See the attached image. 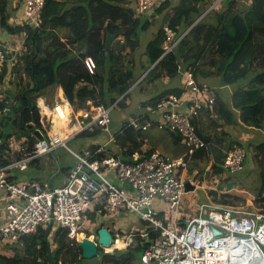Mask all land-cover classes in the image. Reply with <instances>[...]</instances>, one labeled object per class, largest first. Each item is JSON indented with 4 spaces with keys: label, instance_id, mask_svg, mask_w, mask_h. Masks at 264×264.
I'll use <instances>...</instances> for the list:
<instances>
[{
    "label": "trees",
    "instance_id": "1",
    "mask_svg": "<svg viewBox=\"0 0 264 264\" xmlns=\"http://www.w3.org/2000/svg\"><path fill=\"white\" fill-rule=\"evenodd\" d=\"M170 1L172 0H163L155 12L140 16L139 0H46L41 12L40 27L32 28L26 23L11 24V14L8 13L10 2L0 0V28L11 35H25L20 62L8 70L9 72L13 70L17 74L14 88L5 90L4 96L0 97V167L21 158L17 155L11 159L9 156L11 142L19 141L21 135H27L40 126L41 117L37 102L46 93L41 88L38 75L40 68L52 69L55 86L63 90L68 88L73 77L87 76L92 79L91 84L84 82L74 88L72 106L76 112L88 110L92 105L101 103L107 107L115 105L114 108L127 109L131 106L132 94L139 84L127 94L129 89L162 58L144 80L164 77L175 80L180 74L178 68L180 66L183 70L192 69L197 82L199 79L217 77L223 84L235 85L232 101L225 112L219 113L216 104L213 110L204 109L198 121L201 123L204 117H208L216 125L221 122L214 136L219 143L221 141L225 143L224 147L219 151L216 160L210 163L207 176H204L206 169L203 163L211 157L212 150L217 148L212 147L211 135H203L208 146L192 155L188 172L189 175H194V178H199L200 183L204 179L211 180L215 175L224 172L222 167L224 151L237 146L245 148L248 161L258 169L260 187L255 191V204L248 203L246 196L228 186V192L224 193L225 190H222L223 193L217 203L225 208L234 207L264 214V141L252 143L251 139L242 143L238 139H232L230 132L226 131L230 125L242 124L253 127V122L259 124L264 121V0H238L236 3L230 0L226 7L211 10L209 9L214 0H177L172 6ZM237 6L239 8H236ZM79 8L86 10L89 27L86 39L77 44L79 49L75 51L62 37L61 28H54L53 22ZM158 13L163 15V24L175 30L174 42L188 32L177 42L173 52L165 54L168 49L164 35L166 26H162L158 35L143 48L140 59H137L142 33L153 25ZM205 13L206 15L196 23ZM110 29H114L118 37H123V45L112 42L110 47H107L106 38ZM86 56L93 57L97 64L93 75L88 74L83 63ZM142 58L147 59V64ZM138 69L142 70L139 77L136 75ZM7 72L0 77V83L5 80ZM198 84L204 87L202 83ZM180 90V86L164 89L142 106H154L162 98ZM215 113L220 114V119L213 118ZM128 122L127 119L122 125V132L115 134L117 145L126 148L130 154L137 152L142 156L149 155L157 148L156 138L150 132L151 129L157 128V125L146 132H140L132 127H126ZM161 130L170 133L175 142L182 143L174 132L168 129ZM104 131L87 130L78 136L95 139ZM183 145L186 151L188 148L184 143ZM100 146L93 144L90 147L97 149ZM99 157L92 156L91 160ZM39 159L30 162L28 168L35 166ZM13 173L16 175L17 170ZM18 178L17 176L14 180L18 181ZM25 179L40 182L33 176L25 175L22 180ZM228 180L230 178L223 182ZM255 205L258 207L255 208ZM129 215H133V221L139 225H149L134 214ZM158 217L164 219V214L160 213ZM186 224L187 219L180 220L181 226ZM55 232L57 234L53 236V242L56 243V248L51 252L53 263L87 264L78 243L66 238L69 230L57 229ZM145 232L147 236H141L130 246L138 238V235H135L130 247L125 249H115L111 253L100 249L98 260L94 264L139 263L145 249L161 238L159 230L147 228ZM134 233L143 232L136 230ZM112 234L115 240L133 235L132 232L124 233L122 230H115V233L112 231ZM46 235L47 228L23 237L19 241L20 246L12 248V255L0 250V264H51Z\"/></svg>",
    "mask_w": 264,
    "mask_h": 264
},
{
    "label": "built area",
    "instance_id": "2",
    "mask_svg": "<svg viewBox=\"0 0 264 264\" xmlns=\"http://www.w3.org/2000/svg\"><path fill=\"white\" fill-rule=\"evenodd\" d=\"M45 2L23 0L20 24L40 27ZM162 2L139 0L138 14L153 13ZM211 9L217 8L211 6ZM164 35L168 53L173 52L186 33L174 42L176 32L166 26ZM22 49V44L0 43V77L19 64ZM83 63L88 74H95L97 64L93 57L86 56ZM179 72L180 92L162 98L146 113L129 118L126 125L140 132L154 125L174 132L188 148L187 154L177 159L156 151L147 156L130 154L126 148H120L119 153L113 148L107 151L106 145L118 146L116 136L97 149L90 147L84 153L76 152L68 142L87 130L108 131L115 105L107 107L101 103L76 112L62 97L54 103L40 97L37 102L40 126L35 131L42 138L33 131L21 141L13 140L9 148L21 158L0 167V250L13 248L23 237L48 229L50 225L52 230L68 229L66 238L71 241L87 238L96 242L94 232L103 227L99 219L134 214L149 224L141 225L143 233L138 234L147 236V228L161 233V238L145 249L137 264H264V214L261 212L234 207L221 211L215 205L191 217L185 214L190 219L185 226L180 225L182 199L188 193L186 183L195 186L192 177L186 181L191 157L208 146L198 121L204 109H214L216 96L198 84L192 69ZM56 149L66 150L76 158L64 185L48 188L35 180H14L18 175L13 171H26L30 162ZM224 154V175L242 171L248 162V153L241 146L230 148ZM92 156L100 157L91 160ZM158 203L165 204V208L159 209ZM160 213L165 214L164 219L158 217ZM79 234L84 236L79 238ZM113 246L104 248V252H113Z\"/></svg>",
    "mask_w": 264,
    "mask_h": 264
},
{
    "label": "rangeland",
    "instance_id": "3",
    "mask_svg": "<svg viewBox=\"0 0 264 264\" xmlns=\"http://www.w3.org/2000/svg\"><path fill=\"white\" fill-rule=\"evenodd\" d=\"M217 1L216 2L214 1L212 3V7H215V8L226 7L230 0H226V1L222 2L221 4H219ZM233 2L236 3L235 0ZM170 3L172 6V5L177 3V0H172V1H170ZM236 8H239V6H237ZM164 10H166V9H164ZM80 20L81 21L77 24V27H76L78 37H76V34H74L72 27H65L66 29L64 31H61L62 37L66 40V42H67V44H69V46L71 44H74V42H76L77 44H80L87 37V31H86V29L84 31L83 27H82L84 24L83 19H80ZM163 23H164L163 15L158 13L157 17L153 20V25L147 31H145L141 37V47H140L141 50L139 49L140 51L138 50V52H137V59H139V57L143 53V51H144L143 48H145L147 43L149 41H151V39H154L155 36H157L158 33L161 31V27L166 26ZM167 25H169V23ZM170 25H171V23H170ZM56 29H57V27H56ZM109 33L114 34L115 33L114 29H110ZM4 34H6V32ZM12 38L13 39L11 40V44L13 46H17L19 44H23L25 35H15ZM113 42L114 43L118 42L121 45H123L124 40H123V37H118V38H115L113 40ZM77 44L71 45L70 47L76 51L77 49H79V46H77ZM141 72H142V70H140V69L136 70L137 77H139L140 74H142ZM38 75H39L40 80H41V88L46 92L43 97L48 102H51V101L55 102L56 100H60L59 96L62 95V92H60L59 87H56L54 84L55 78H54L53 70L47 69V68H40L38 71ZM146 75L147 74L144 73L138 79L140 81L143 80L142 83L140 81L138 82V80H137L139 87L137 84L136 86L138 88L136 87L137 89L134 90V92L132 94V102H131V106L129 108L122 109L119 107H115V108L112 107V109H111V121L109 124L110 125L109 126L110 131L115 132L118 129H120L122 123L125 122L128 118H130L131 116H134L135 114L142 112L141 108L143 106H140L142 102H144V101H146V100L152 98L153 96L160 94L162 92L163 85L161 83V80L157 79V78H152L149 81L146 79L144 80ZM76 78H77V76L73 77L72 79L74 80ZM4 79L5 80L2 83H0V97L4 96L5 90H7V89L11 90L14 88L15 81L17 80V74L14 73L13 70H11V72L8 71L7 75L5 76ZM205 80H207L206 83H209L211 86L215 87L217 90H218V88L216 85L220 84L222 82L221 79L217 78V77L216 78L202 79V82ZM78 84H84V82L77 79L75 85H78ZM224 85H225V87H227L228 89L231 90L229 93V98L228 99L225 98L226 99L225 101L227 102V101H230V98L232 96V92L234 91L235 85H233V84H224ZM218 92L221 93V90H218ZM253 123H254L253 127L250 129L249 132L247 130H245V127H247V125H242V124L230 125L226 128V131L230 132L231 138L234 140L238 139L239 136H241V137L245 136L247 138V141L252 139L253 140L252 143H259V142L264 141V121L259 123V124H255V122H253ZM219 126L220 125H216L213 122H211V120H210V122L207 121V122H201L200 123V127H201L203 135H205V136L211 135L212 147L217 148L216 150H212L211 157L206 162L203 163V167L206 169L204 176H207V172L210 168V163H212L216 160V157H217L219 151H221V149L224 147V144H225L222 141H221V143H219L217 141L216 137L214 136V133L216 132V130ZM150 132L156 137L157 148H154V149L157 150L163 156L170 157L172 159H177V158H180V157L184 156L185 154H187L188 149L185 151V146L183 145V143L175 142L173 137L170 135V133H167L165 131L163 132L161 130L159 132L155 129H151ZM159 133H161L162 135H158ZM29 134L30 133H28L27 135H29ZM27 135H21L22 137L18 138V140L21 141L23 139V137L27 136ZM110 137L108 136L107 133H103V134H101L100 137H97L95 139H88L84 136H77L76 138H73L68 142V146L76 152L84 153L85 151L90 149V146L92 145V143H94V141H96V139L99 138L100 143H105L106 141H108V139H110ZM9 156L12 159V158H15L17 155L15 154V152H12L10 150ZM74 158L72 157V155L68 151L63 150V149L62 150L58 149L55 152V156H54L53 161L56 163L59 162L60 165H68L71 161H72V163L74 160L76 162V158L75 159ZM75 162H74V164H75ZM41 172H42V169L37 168L35 166H30L24 172L17 171V175L19 177L18 181L22 180V177L25 175L28 177H30V176L34 177L36 175H40ZM226 178H230V180L223 182ZM188 180H189V177L187 176L186 181H188ZM259 182L260 181H259V176H258V169H257V167L253 166V164H251L249 161L247 162L245 168L242 171L235 173V174H226V175H224V174L219 175L218 174V175H215L213 178H211V180L204 179V181L202 183H200L199 178H195L194 183H195V186H197V187L195 188V190L193 192L186 193L182 199V205H181L180 210L183 212V217H181V218L187 219V222H188L190 218H187L185 216V214H188V216L191 217V215L193 216L195 212L199 214L200 210H201V212L203 210L209 211L215 205L216 206L218 205L216 207L217 210L224 209L225 207H223L222 205H219L217 203V200H218L219 196L222 195V193H220V192H222V190L228 189L227 186L229 188H232V190L236 191L237 193L246 196L248 203L255 204V202H254V200L256 198L255 191L260 187ZM222 187L224 189H221ZM217 190H219L220 192L219 193L216 192ZM191 204H193V206L190 209L189 205H191ZM201 206H204L203 209H200ZM257 207L258 206L255 205V208H257ZM125 217L128 218V221H131L134 218L133 215H129V214H124V218ZM105 224L111 225V222L106 221ZM103 225H104V223H103ZM135 225L138 226L139 223H136V221H132L130 226L123 227L120 230H122L124 233H129V232L131 233L132 232L133 235H137V233H134V231H136V229L131 228L132 226H135ZM137 230H142V229H137ZM55 231L56 230H52L49 234L46 235L47 242L51 243V245L54 246L53 249L51 247L52 250H55V248H56V245H54L55 243L53 242V236H55L57 234V232H55ZM112 231H113V233H115L114 229H112ZM94 235L97 236V232H94ZM124 238H127V237H124ZM139 238H141V236L138 235V238L130 246L135 244L139 240ZM128 239L129 238H127V240ZM15 246H20V242L17 241L15 243L14 247ZM122 249H125V248H122ZM1 250L3 253H7L10 255H12V253H13L12 248H1ZM97 258H93L91 260H85V263L94 264L95 262H97V260H98Z\"/></svg>",
    "mask_w": 264,
    "mask_h": 264
},
{
    "label": "crops",
    "instance_id": "4",
    "mask_svg": "<svg viewBox=\"0 0 264 264\" xmlns=\"http://www.w3.org/2000/svg\"><path fill=\"white\" fill-rule=\"evenodd\" d=\"M9 2H10V6H11L8 9V13L11 14L10 23L11 24H15V25L20 24V22H22L21 17H22V13H23V0H9ZM80 19H83V23H84L83 26H82L83 30L85 31V29H86V31H88V27H89L88 14H87V12H86V10L84 8H79V9L73 11V12H70V13L66 14L62 19H58V20L54 21L53 22V26H54L55 29H56V27H57V29L61 28V31H64L66 29L65 27H72V29L74 31V34H76V37H78L77 36L76 27H77V24L81 21ZM4 33H5V31H3L0 28V43L6 44V45L11 44V40L13 39L12 37H14L15 35H11V34H8V33H6L7 34L6 35ZM143 33H142V35H143ZM151 40H153V39H151ZM76 44L77 43L74 42V44H71V45H76ZM68 46H69V44H68ZM139 59H140V57H139ZM142 60H144V63L147 64V59L142 58ZM178 68H179V70H183L182 67H180V66H178ZM77 79L81 80V81H83L85 83H88V84L92 83V79L90 77L77 76L76 79H74V80L72 79V81H70L69 86H68V88L66 90H63L61 87H59V91L62 92V95L59 96V98L62 97L63 99L67 100L71 104V106H72V102H73V99H74V88L76 87L75 84H76ZM160 80H161V83L163 85L162 91L164 89H167V88H179V86L181 84V74H179L178 77L175 80H170L169 78H166V77H164L162 79L160 78ZM206 81L207 80L202 82V79H199L198 82L202 83V85L204 87H207L210 90L211 89L214 90L215 96H217L216 104H217L218 112L219 113L225 112L226 108L228 109V105L232 101V96L230 98V101H227V102L225 101L226 99L229 98V93H230L231 90L228 89L227 87H225V85L221 82L220 84L216 85L218 90H221V93H219L218 90L215 87L211 86L209 83H206ZM233 92H232V94H233ZM157 95H159V94H157ZM157 95H155V96H157ZM146 101H144V102H146ZM144 102H142L140 106H142V104ZM151 107H153V106L142 107L141 108L142 112L138 113L137 116L146 113ZM80 112H84V110H80ZM219 116H220V114H218V113L216 114L215 113L213 118L214 119H218V118L220 119ZM131 117H134V116H131ZM208 119H210V118L204 117L202 119V122H207V121L210 122L211 119L210 120H208ZM211 122H213V121L211 120ZM124 123L125 122H123L122 125ZM122 125H121V127H122ZM219 125H221V122L219 123ZM251 128L252 127L247 126V127H245V130H247L249 132ZM120 129H118L115 132H112V131H110V127H108V131H104L103 133H107L109 137L110 136H115V134L117 132H119ZM155 130L160 132L161 129H160V127L157 126V128H155ZM158 135H162V134L159 133ZM109 140L110 139H108V141ZM238 140L242 141V143H244V141H246L247 138L245 136L244 137L239 136ZM108 141H106L105 143H100L99 142V138H98V139H96V141H94V143H92V145L93 144L103 145V144H107ZM110 148H113L114 152H117V153L121 152V150H120L121 147H119V146L115 147V146H111V145H106L107 151ZM57 150L58 149L54 150L51 154H49L47 156L40 157V159L35 163V166L37 168L42 169V172L40 173V175H36L33 178H38L40 180V182L42 184H44L46 187H48V188L59 187V186L64 185L65 182H66L67 176H68V171L73 166V164L75 162V160L73 161V163L71 161L68 165H60L59 162H57V163L54 162L53 159H54V156H55V152ZM107 151H106V154H107ZM155 151L158 152L157 150L153 149V152H155ZM187 173H188V177L190 179L192 177L193 180H195L194 175H189V172H187ZM216 192L219 193L220 191L217 190ZM227 192H228V190L225 189L224 193H227ZM220 193H223V192H220ZM192 206H193V204L189 205L190 208H192ZM158 207H159V209L165 208V204L158 203ZM162 214H164V213H162ZM99 220H100L99 222L102 224V226L108 227L111 232H112V229L120 230L123 227L130 226L131 222L133 221V219L131 221H128V218H126V217L124 218V215H122L121 217H119L117 219L101 218ZM106 221L111 222V225L105 224ZM103 223H104V225H103ZM133 227L138 228V229H142L141 225H138V226L135 225V226H132L131 228H133ZM141 231H143V229L142 230H138V232H141ZM137 235L141 236L138 233H137ZM134 236L135 235H131V236L127 237V238H129L128 240H127V238H123L125 240L124 243H126V245H127L125 248H127L129 246L128 244L133 240ZM54 245H56V243ZM51 247H52V249L54 248V246H52L51 243H50V250L52 252L53 250L51 249ZM119 249H122V248H119Z\"/></svg>",
    "mask_w": 264,
    "mask_h": 264
},
{
    "label": "water",
    "instance_id": "5",
    "mask_svg": "<svg viewBox=\"0 0 264 264\" xmlns=\"http://www.w3.org/2000/svg\"><path fill=\"white\" fill-rule=\"evenodd\" d=\"M207 13V12H206ZM203 14L197 21L199 22L205 15ZM195 23V24H196ZM110 27V25H108ZM188 31H186L185 33H187ZM118 37V33H114V34H111V33H108L107 35V38H106V45L107 47L109 48L111 43L113 42V40L115 38ZM167 54V52L165 53ZM164 54V55H165ZM164 55L162 57H164ZM162 58H160L148 71L146 74H148V72H150L154 67L155 65L161 60ZM140 80H138L139 82ZM135 83L132 88L129 89V91L127 92L130 93L132 91V89L138 84ZM120 101V100H119ZM35 133L40 137L42 138V135L40 134L39 131H35ZM186 190L188 192H193L195 190V186L193 184H191L190 182H187L186 183ZM53 226L50 225L48 226V229H47V234H49L52 230ZM218 233V231H217ZM114 241H115V238L112 234V232L109 230L108 227H100L98 230H97V240L96 242L90 240V239H87V238H84V239H81V240H78L77 243H78V246L81 248L82 250V257L84 260H91L93 258H97L98 257V253H99V250L100 249H103L104 248H108V247H111L114 245ZM47 245L49 246V255H50V260H51V264H54L53 263V259H52V255H51V250H50V243H47ZM116 249H119V248H116ZM78 264H84L83 262H80Z\"/></svg>",
    "mask_w": 264,
    "mask_h": 264
},
{
    "label": "bare ground",
    "instance_id": "6",
    "mask_svg": "<svg viewBox=\"0 0 264 264\" xmlns=\"http://www.w3.org/2000/svg\"><path fill=\"white\" fill-rule=\"evenodd\" d=\"M83 236H84L83 234L78 235L79 238H82ZM124 241H125L124 239H118L112 248H125L127 245H126V243H124ZM132 241L128 245H130L132 243ZM112 248H110V249L112 250Z\"/></svg>",
    "mask_w": 264,
    "mask_h": 264
}]
</instances>
